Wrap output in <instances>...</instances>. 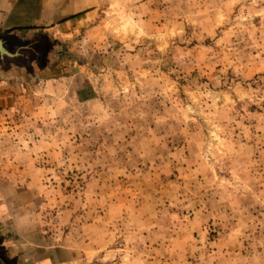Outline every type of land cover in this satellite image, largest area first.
Returning <instances> with one entry per match:
<instances>
[{
  "label": "rangeland",
  "instance_id": "1",
  "mask_svg": "<svg viewBox=\"0 0 264 264\" xmlns=\"http://www.w3.org/2000/svg\"><path fill=\"white\" fill-rule=\"evenodd\" d=\"M84 24L71 77L0 116L46 228L87 230V264H264V0H100Z\"/></svg>",
  "mask_w": 264,
  "mask_h": 264
},
{
  "label": "crops",
  "instance_id": "2",
  "mask_svg": "<svg viewBox=\"0 0 264 264\" xmlns=\"http://www.w3.org/2000/svg\"><path fill=\"white\" fill-rule=\"evenodd\" d=\"M99 6L100 0H0V36L18 53L0 60V116L17 111L39 83L71 77L73 39ZM33 157L0 150V258L5 264H87L95 250L87 230L57 235L46 228Z\"/></svg>",
  "mask_w": 264,
  "mask_h": 264
},
{
  "label": "water",
  "instance_id": "3",
  "mask_svg": "<svg viewBox=\"0 0 264 264\" xmlns=\"http://www.w3.org/2000/svg\"><path fill=\"white\" fill-rule=\"evenodd\" d=\"M17 56H18V53H11L6 49L5 43L2 39V37L0 36V58L1 59H5V58L13 59ZM0 264H5L1 258H0Z\"/></svg>",
  "mask_w": 264,
  "mask_h": 264
}]
</instances>
